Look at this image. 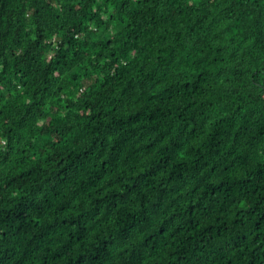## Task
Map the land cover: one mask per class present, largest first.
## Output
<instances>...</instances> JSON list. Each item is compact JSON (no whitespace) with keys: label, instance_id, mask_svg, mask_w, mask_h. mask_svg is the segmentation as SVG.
I'll return each instance as SVG.
<instances>
[{"label":"trees","instance_id":"trees-1","mask_svg":"<svg viewBox=\"0 0 264 264\" xmlns=\"http://www.w3.org/2000/svg\"><path fill=\"white\" fill-rule=\"evenodd\" d=\"M0 264H264V0H0Z\"/></svg>","mask_w":264,"mask_h":264}]
</instances>
